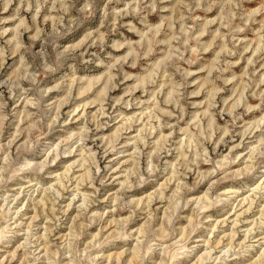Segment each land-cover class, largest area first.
<instances>
[{"label": "clouds", "instance_id": "obj_1", "mask_svg": "<svg viewBox=\"0 0 264 264\" xmlns=\"http://www.w3.org/2000/svg\"><path fill=\"white\" fill-rule=\"evenodd\" d=\"M0 264H264V0H0Z\"/></svg>", "mask_w": 264, "mask_h": 264}, {"label": "rangeland", "instance_id": "obj_2", "mask_svg": "<svg viewBox=\"0 0 264 264\" xmlns=\"http://www.w3.org/2000/svg\"><path fill=\"white\" fill-rule=\"evenodd\" d=\"M77 115H79V113L77 112ZM69 126H71V125H69Z\"/></svg>", "mask_w": 264, "mask_h": 264}]
</instances>
